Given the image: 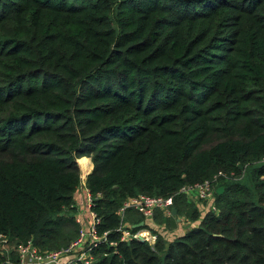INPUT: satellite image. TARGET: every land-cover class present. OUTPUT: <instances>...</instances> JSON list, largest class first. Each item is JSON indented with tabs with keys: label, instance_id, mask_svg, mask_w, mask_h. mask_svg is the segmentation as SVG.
I'll list each match as a JSON object with an SVG mask.
<instances>
[{
	"label": "trees",
	"instance_id": "trees-1",
	"mask_svg": "<svg viewBox=\"0 0 264 264\" xmlns=\"http://www.w3.org/2000/svg\"><path fill=\"white\" fill-rule=\"evenodd\" d=\"M77 159L90 264H264V0H0V264L77 236ZM204 180L201 214L179 190ZM139 193L173 196L156 224H197L121 240Z\"/></svg>",
	"mask_w": 264,
	"mask_h": 264
},
{
	"label": "built area",
	"instance_id": "built-area-1",
	"mask_svg": "<svg viewBox=\"0 0 264 264\" xmlns=\"http://www.w3.org/2000/svg\"><path fill=\"white\" fill-rule=\"evenodd\" d=\"M221 175L224 176L223 173L219 172L214 176V179ZM83 185L86 194L85 204L89 212L88 217H85L76 211L74 220L79 225L77 236L68 245L45 252H40L31 240L20 243L16 247V264H90L94 260L92 249L99 241L105 240V234L100 236L96 232V225L99 223V218L96 213L90 210L92 198L89 190L85 186V182ZM179 191L187 195L193 192L199 199L208 201L210 208L215 209L211 203L214 188L210 180H204L201 183H195L193 185H185ZM172 205L173 196H156L139 193L124 199L118 210L121 222L117 231L121 233V240H140V238H143L144 241L153 244L156 235H152L154 237L152 240L147 238L146 233H149L152 230L151 228H153L152 224L154 223L155 213L156 211H161L165 215H170ZM129 210L137 212L142 217L140 221L143 222V225L141 227L134 228V225L124 223L125 215ZM132 229L135 230L132 231ZM0 242L4 248L7 239L0 237Z\"/></svg>",
	"mask_w": 264,
	"mask_h": 264
},
{
	"label": "rangeland",
	"instance_id": "rangeland-1",
	"mask_svg": "<svg viewBox=\"0 0 264 264\" xmlns=\"http://www.w3.org/2000/svg\"><path fill=\"white\" fill-rule=\"evenodd\" d=\"M89 158V157H88ZM89 160L91 161V159L89 158ZM76 162H77V165L79 166V164H78V159L76 160ZM92 163V162H91ZM85 166H83V169L85 170V168H84ZM92 167L93 166H91V168H90V170L89 171H91V169H92ZM79 168H80V170H81V168L82 167H80L79 166ZM85 172V171H84ZM85 173H87V172H85ZM85 178H86V174L84 175V174H82L81 173V176H80V184H79V189H81V190H83V184H84V182H85ZM241 179V181L243 182V183H245V184H249V180H250V175H249V172H248V170L242 175V177L240 178ZM188 198L189 199H191V201L192 202H194L195 204H197L198 206H199V208H200V210H201V214L202 213H204L207 209H208V203H206V201H203L202 199H199V197H196L195 196V193H193V192H191V194H188ZM163 215H165L164 213H163ZM126 216V215H125ZM166 216V215H165ZM126 222H130V221H127V219H125L124 220V223H126ZM187 221H182V220H179V223H181L182 224V227L183 228H186V229H188V228H191V227H193V226H190L189 224H187L186 223ZM131 224V223H130ZM192 224H195V222L194 223H192ZM153 225V228H151L152 230L151 231H149V233H146V236H147V238H149V239H154V237L152 236V235H156V233H160L162 236L164 235H166L165 237L167 238L168 237V235H169V233H171L170 231H167V233H165L164 231H165V229H167L165 226H162V227H158V224H156L155 222H154V224H152ZM173 225H171L170 227H172ZM156 232H154V231ZM174 236H176L175 234H171L170 236H169V238H172V237H174ZM57 249V248H56Z\"/></svg>",
	"mask_w": 264,
	"mask_h": 264
},
{
	"label": "crops",
	"instance_id": "crops-1",
	"mask_svg": "<svg viewBox=\"0 0 264 264\" xmlns=\"http://www.w3.org/2000/svg\"><path fill=\"white\" fill-rule=\"evenodd\" d=\"M85 197H86L85 190L79 189V186H78L76 192L74 193V202H75V206L77 207L76 210H77V212L81 213L83 216L88 217L89 209H88L87 205L85 204ZM189 200L191 201V199H189ZM196 206L199 208V206L197 204H196ZM179 220H182L183 222L186 221L184 216L178 217L176 219L178 224L174 229H165V231H164L165 233H167V231H170V232L172 231L171 233H169L167 238L165 237L166 235L165 236L163 235V237L165 238L166 241L167 240L171 241L173 238L182 235L183 233H185L189 229V228L188 229L183 228L182 224L179 223ZM186 223L189 224L190 226H195L197 224V222L195 224H192V222H186ZM126 224H130V222H126ZM162 226H164V224L158 225V227H162ZM171 234L172 235L175 234L176 236L169 238V236ZM4 248L7 249L8 245H5Z\"/></svg>",
	"mask_w": 264,
	"mask_h": 264
},
{
	"label": "water",
	"instance_id": "water-1",
	"mask_svg": "<svg viewBox=\"0 0 264 264\" xmlns=\"http://www.w3.org/2000/svg\"><path fill=\"white\" fill-rule=\"evenodd\" d=\"M78 168H79V166H78ZM92 170V169H91ZM91 171H89V172H87L86 173V176L90 173ZM81 170H80V168H79V174H80V176H81ZM222 190H223V188L222 187H218L217 188V190H216V192L218 193V194H220L221 192H222ZM171 214L172 215H174L175 214V208L173 207V208H171ZM143 225V222L142 221H140L139 223H137V224H134V228H137V227H141ZM140 241H144V239L143 238H140Z\"/></svg>",
	"mask_w": 264,
	"mask_h": 264
},
{
	"label": "bare ground",
	"instance_id": "bare-ground-1",
	"mask_svg": "<svg viewBox=\"0 0 264 264\" xmlns=\"http://www.w3.org/2000/svg\"><path fill=\"white\" fill-rule=\"evenodd\" d=\"M83 166H85V164H82V163H80V167H82L81 168V172H82V174H86L85 172H89V170L87 169V167L85 166L84 168H85V170L83 169ZM85 171V172H84Z\"/></svg>",
	"mask_w": 264,
	"mask_h": 264
}]
</instances>
